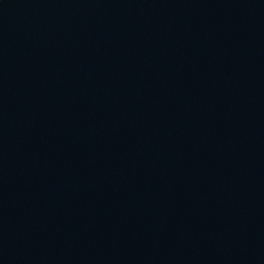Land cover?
<instances>
[{"label":"water","instance_id":"water-1","mask_svg":"<svg viewBox=\"0 0 264 264\" xmlns=\"http://www.w3.org/2000/svg\"><path fill=\"white\" fill-rule=\"evenodd\" d=\"M0 264H264V0H0Z\"/></svg>","mask_w":264,"mask_h":264}]
</instances>
